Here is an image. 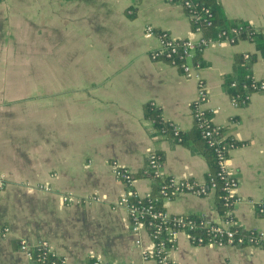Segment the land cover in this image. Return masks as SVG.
<instances>
[{
  "label": "crops",
  "instance_id": "crops-1",
  "mask_svg": "<svg viewBox=\"0 0 264 264\" xmlns=\"http://www.w3.org/2000/svg\"><path fill=\"white\" fill-rule=\"evenodd\" d=\"M211 7L221 27L264 28V0H211ZM149 25L177 39L201 38L180 0H0V178L6 183L0 229H10L0 236V264H30L19 239L49 242L68 264L94 258L154 264L143 259L148 237L137 248L138 236L117 207L126 185L111 162L131 170L142 195L157 187L144 175L151 151L162 156L166 176L207 182L213 171L192 116L197 83L151 59L158 40L145 36ZM200 60L205 109L238 145L230 156L241 199L235 225L264 232V92L251 93L242 107L232 105L230 92L240 81L238 68L264 81V34L211 44ZM148 106L180 126L184 143L162 135L146 116ZM61 194L102 201L62 205ZM218 199L210 190L162 200L160 207L216 221ZM172 258L175 264H264V250L195 246L181 234Z\"/></svg>",
  "mask_w": 264,
  "mask_h": 264
},
{
  "label": "built area",
  "instance_id": "built-area-1",
  "mask_svg": "<svg viewBox=\"0 0 264 264\" xmlns=\"http://www.w3.org/2000/svg\"><path fill=\"white\" fill-rule=\"evenodd\" d=\"M174 2V0H168ZM186 12L193 17L196 24V32L201 34L198 41L189 39H177L168 32L157 31L152 26L145 27V36L156 38L158 48L151 53L154 61H165L178 68L187 79L197 83V97L193 103L192 116L194 124L201 129V137L211 148L215 155V173L208 174L206 183L198 180L179 179L166 176L162 156L151 151L147 157V167L144 175L156 183L157 195H142L135 187V177L129 168L120 165L116 160L111 162L112 173L115 178L126 185V192L120 197L117 207L123 209L130 222L131 231L137 235L135 246L143 248L142 236L145 234L150 242V249H143V259L154 264H175L172 252L177 250L179 236L185 235L195 246H208L223 248L228 246H250L264 250V232L250 230L243 232L235 225L234 207L241 199L237 196L239 180L230 169L231 152L237 148V143L224 134L223 128L215 124L210 112L205 109L209 99V92L202 75V63L200 56L214 43L236 44L241 35L245 34L249 40H253L258 34H264V28L259 29L252 25H238L228 30H221L216 36L205 35V28L213 24L211 8L205 5L206 0H180ZM247 64L250 60L248 53L244 54ZM248 82L242 85V94L232 97L234 107L246 106L251 98V93L264 92V81L257 80L253 76L246 77ZM235 89L238 82L231 84ZM171 132L163 129V136H172L177 142H181L182 130L180 126L168 122ZM5 179L0 178V194L5 187ZM39 189L44 193L52 192L49 186L40 185ZM222 193L224 207L220 220L212 221L203 216L178 215L168 212L160 207L162 200H172L183 194H193L198 197L207 196L209 191ZM102 198L94 195L87 199H80L72 194H61L62 205L91 204L101 202ZM264 212V207H261ZM200 232V233H197ZM10 234L8 227L0 229V236L5 238ZM19 248L26 253L30 264H68L66 258L55 252L47 241H40L30 245L26 240L19 239ZM90 264H111L101 258H94ZM134 264V263H127Z\"/></svg>",
  "mask_w": 264,
  "mask_h": 264
},
{
  "label": "trees",
  "instance_id": "trees-1",
  "mask_svg": "<svg viewBox=\"0 0 264 264\" xmlns=\"http://www.w3.org/2000/svg\"><path fill=\"white\" fill-rule=\"evenodd\" d=\"M205 5H207L209 8H211L212 10V13H213V24L211 27H206L205 28V35L207 36H211V37H214L216 36V34L218 32H220L221 30H228V29H231L235 26H238L237 24H233L232 26H219L218 25V22L216 20V15H215V12L213 10V8L211 7V0H206V3ZM132 14V13H131ZM133 15V14H132ZM131 15V17H133ZM246 38V35L245 34H242L241 35V38ZM238 72H239V75H240V81L238 83V86L235 90H232L230 91L231 94L235 95V94H238V93H241L242 94V85L247 83L248 80H247V74L244 73V68H238ZM231 82H229L230 84ZM146 116L147 118L151 119L153 122H154V125L155 127L159 130V131H162L163 129H166L168 131L171 132V129L168 125V122H166L165 120H163L162 118V115H161V112L154 108V107H151V106H148L147 109H146ZM195 134H196V137H197V140L198 141H201L203 144H204V148H205V152L207 154V157H208V161L212 167V173H215V170H216V165H215V155H214V152L211 148L208 147V145L206 144V142L202 139L201 137V129L197 127V125H195ZM181 138H182V141L180 143H184V141L186 140V136L184 134V132L181 133ZM217 194H218V210L223 214V211H224V207H223V204H222V193L220 190L216 191ZM158 193V188L156 187V189L154 190V195H157ZM197 233H200V232H197Z\"/></svg>",
  "mask_w": 264,
  "mask_h": 264
}]
</instances>
